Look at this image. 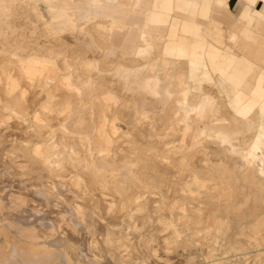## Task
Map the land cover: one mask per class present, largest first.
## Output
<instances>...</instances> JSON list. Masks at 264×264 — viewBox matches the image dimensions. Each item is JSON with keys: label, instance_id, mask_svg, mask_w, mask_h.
Segmentation results:
<instances>
[{"label": "bare ground", "instance_id": "bare-ground-1", "mask_svg": "<svg viewBox=\"0 0 264 264\" xmlns=\"http://www.w3.org/2000/svg\"><path fill=\"white\" fill-rule=\"evenodd\" d=\"M0 152V264H264V0H0Z\"/></svg>", "mask_w": 264, "mask_h": 264}, {"label": "rangeland", "instance_id": "rangeland-1", "mask_svg": "<svg viewBox=\"0 0 264 264\" xmlns=\"http://www.w3.org/2000/svg\"><path fill=\"white\" fill-rule=\"evenodd\" d=\"M17 21H19V20H17ZM20 21L22 22L23 20H21L20 19ZM16 22L17 24H21V22ZM200 21H201V19H200ZM204 22V21H203ZM225 22H227V21H225ZM225 22H223L224 24L223 25H225L226 27H229V25L228 24H230L229 22H227L226 24H225ZM231 27V26H230ZM233 27V26H232ZM26 31V32H25ZM24 32V35L23 36H12V38L10 37L9 39H12L11 41H10V45H14V47H17V46H20V45H22L24 42H26V41H29V40H35L36 39V37L35 38H33L32 36H33V34H31V32L29 31V29H27V30H25ZM30 33V34H29ZM32 35V36H31ZM26 37V38H25ZM31 37V38H30ZM19 40L20 39V41H18L17 39ZM39 40H41V38L39 39ZM17 41V42H16ZM22 41H24V42H22ZM19 42V43H18ZM22 43V44H21ZM16 45V46H15ZM28 96H29V92H28ZM40 101H41V103H43L45 100H44V96L43 95H41V97H40ZM31 106H34V105H30V108L28 109L30 112H31V110L30 109H32V110H36V109H38L39 108V105L38 106H34V107H31ZM33 112V111H32ZM23 127V125H19V124H15V127H13V129H11V131H13L14 132V134H22V128ZM20 129V130H19ZM16 136H14V137H10V138H7L8 140L9 139H13V138H15ZM54 139H57V137H54ZM5 141H6V139H5ZM6 144V145H5ZM8 143L6 142V143H4V144H2V147H1V149L3 150L2 152H0V153H2L3 155H4V153L5 152H7L8 150H9V148L10 147H8ZM20 154H22L21 152H20ZM3 161H1V159H0V168L1 169H3L4 168V166L6 165L5 164V162H3ZM7 166V165H6ZM17 169V170H16ZM9 170H12V174L13 175H11L13 178H16L17 176H15V175H17V173L18 172H20V171H18V170H20V169H18V168H14V169H10L9 168ZM16 171V172H15ZM13 172H15V173H13Z\"/></svg>", "mask_w": 264, "mask_h": 264}]
</instances>
